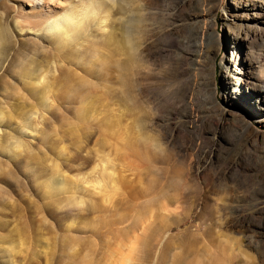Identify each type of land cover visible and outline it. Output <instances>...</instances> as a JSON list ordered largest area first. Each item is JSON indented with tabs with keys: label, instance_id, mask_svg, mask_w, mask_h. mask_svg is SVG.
Returning <instances> with one entry per match:
<instances>
[{
	"label": "rangeland",
	"instance_id": "374dc122",
	"mask_svg": "<svg viewBox=\"0 0 264 264\" xmlns=\"http://www.w3.org/2000/svg\"><path fill=\"white\" fill-rule=\"evenodd\" d=\"M246 5L264 0H143L127 91L100 32L62 45L60 75L54 46L12 31L30 7L0 0L17 42L0 60V264H264V230L242 228L264 222V124L225 76L249 94L264 56V36L234 47Z\"/></svg>",
	"mask_w": 264,
	"mask_h": 264
},
{
	"label": "bare ground",
	"instance_id": "6f19581e",
	"mask_svg": "<svg viewBox=\"0 0 264 264\" xmlns=\"http://www.w3.org/2000/svg\"><path fill=\"white\" fill-rule=\"evenodd\" d=\"M74 2L75 0H59V2H57V0H24L25 5L30 7L29 11L24 8L19 9L18 12H15L13 16L14 29L12 31L16 36L21 37V39L19 40H22L27 46H33V48L35 49L34 51H36L37 49V52H39L40 50L44 51L47 47L46 45L54 46L55 52L52 59H54L53 63L58 69V73L60 75L62 74V69L60 70V68L62 67L66 60V57L68 56L63 53L62 44H60L57 39L54 38V30L58 24L64 21V14H66L73 7ZM56 3H58V5H55ZM246 6L249 7V12H252V20L251 22L247 21L250 18L248 13H242L241 15L237 13L234 14L235 17L240 21L237 32L232 37L234 47L237 45L239 46L241 44H246L248 48L252 44V41H254V38L258 36H264V7H256L252 5ZM234 11H236L235 8ZM257 12H260L261 14H258ZM198 18L199 16H195V19ZM16 19H19L21 23L17 25L15 23ZM141 22L142 21L139 17L140 31L142 30ZM108 27L109 32L107 34L101 33V36L97 38V41L103 42L104 46L108 49L107 54L110 55L111 53L113 58L120 55H124L125 57H127V60L125 62L114 60L112 68L117 73H119L121 81L120 87H123L122 89L129 91L132 82V80L130 82V76L131 72L133 71L132 69L134 67L133 64L135 63L136 56H127L126 52L121 48V40L117 38V32L120 31V27L118 28L115 23H113V25H109ZM3 29L4 28L0 27V39L6 40L7 43H5L3 46H0V60L1 55L5 57L7 54L5 52L10 51L9 49L12 46V37H10L8 29L7 32H4ZM94 39H96L95 34H90L77 47L81 48L84 44L95 45L96 43ZM3 54H5V56ZM250 55L251 57H253L254 52H250ZM252 61L253 63H249L247 70H245L244 72V75L246 76L245 79L247 78V80L245 81V84L247 85L246 89H249V94H246L242 88L244 77L229 76L228 72L226 71L225 76L231 77V80H234L233 82H229L230 89L228 91V94L231 100H234L236 104L243 108H248L250 112H253V114L257 116L256 118L258 119V121L264 124V56L261 54L257 56L255 55ZM233 71H235L237 75L241 74V72L236 68H234ZM33 72L34 71H32V73ZM28 73H25L24 78L29 77L30 74L32 75V73L30 72L29 76H27L26 74ZM35 73L36 72H34V75ZM28 79L31 80V78ZM244 118L245 117H242L243 120ZM224 126L225 125L221 123L219 129L223 130ZM230 126L232 129H234V136H240L242 138L243 135H240L237 132L235 126ZM244 126L248 131L255 130L251 122L247 121L246 119L244 120ZM262 140L264 141V138ZM242 228L245 231H250V228H252L251 230H254L256 234L262 235L264 230V222L260 219L251 221L245 218L243 220Z\"/></svg>",
	"mask_w": 264,
	"mask_h": 264
},
{
	"label": "clouds",
	"instance_id": "9594fccd",
	"mask_svg": "<svg viewBox=\"0 0 264 264\" xmlns=\"http://www.w3.org/2000/svg\"><path fill=\"white\" fill-rule=\"evenodd\" d=\"M142 7L143 0H75L73 7L64 14V21L56 26L54 38L74 49L93 31L107 34L115 14V23L120 27L121 48L127 56L135 57L143 42L139 23ZM5 15L0 13V17ZM15 23L18 25L21 21L16 19ZM3 30L7 32L6 28ZM5 43L6 40L0 39V46ZM159 151L163 153L165 147L160 145Z\"/></svg>",
	"mask_w": 264,
	"mask_h": 264
},
{
	"label": "snow or ice",
	"instance_id": "6c2138e0",
	"mask_svg": "<svg viewBox=\"0 0 264 264\" xmlns=\"http://www.w3.org/2000/svg\"><path fill=\"white\" fill-rule=\"evenodd\" d=\"M43 83V81H41Z\"/></svg>",
	"mask_w": 264,
	"mask_h": 264
}]
</instances>
